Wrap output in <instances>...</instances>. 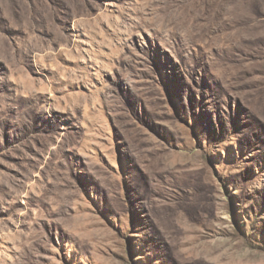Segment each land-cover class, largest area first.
Listing matches in <instances>:
<instances>
[{"label":"rangeland","instance_id":"374dc122","mask_svg":"<svg viewBox=\"0 0 264 264\" xmlns=\"http://www.w3.org/2000/svg\"><path fill=\"white\" fill-rule=\"evenodd\" d=\"M0 264H264V0H0Z\"/></svg>","mask_w":264,"mask_h":264}]
</instances>
